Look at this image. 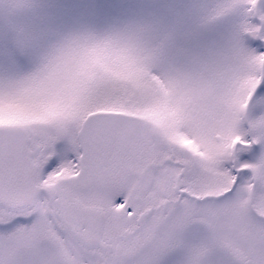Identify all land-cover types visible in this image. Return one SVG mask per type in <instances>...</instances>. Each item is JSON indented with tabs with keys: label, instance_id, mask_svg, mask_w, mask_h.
<instances>
[{
	"label": "snow or ice",
	"instance_id": "obj_1",
	"mask_svg": "<svg viewBox=\"0 0 264 264\" xmlns=\"http://www.w3.org/2000/svg\"><path fill=\"white\" fill-rule=\"evenodd\" d=\"M0 264H264V0H0Z\"/></svg>",
	"mask_w": 264,
	"mask_h": 264
}]
</instances>
